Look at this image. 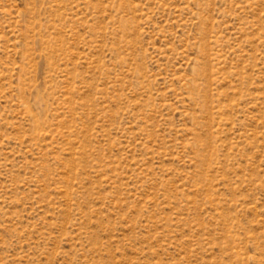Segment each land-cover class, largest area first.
<instances>
[{"label":"rangeland","instance_id":"1","mask_svg":"<svg viewBox=\"0 0 264 264\" xmlns=\"http://www.w3.org/2000/svg\"><path fill=\"white\" fill-rule=\"evenodd\" d=\"M0 264H264V0H0Z\"/></svg>","mask_w":264,"mask_h":264}]
</instances>
